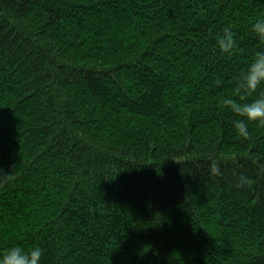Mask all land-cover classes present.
<instances>
[{"label":"trees","instance_id":"obj_1","mask_svg":"<svg viewBox=\"0 0 264 264\" xmlns=\"http://www.w3.org/2000/svg\"><path fill=\"white\" fill-rule=\"evenodd\" d=\"M257 15L264 0H0V249L264 264V125L241 137L220 103L260 46Z\"/></svg>","mask_w":264,"mask_h":264},{"label":"clouds","instance_id":"obj_2","mask_svg":"<svg viewBox=\"0 0 264 264\" xmlns=\"http://www.w3.org/2000/svg\"><path fill=\"white\" fill-rule=\"evenodd\" d=\"M249 27L260 46L254 51L236 80L233 89L234 95L226 96L220 101L237 114L238 118L234 119L232 123L236 133L241 137L249 136V122L255 121L259 125H264V93H259L250 100L245 99L252 96L258 86L264 84V15H257ZM215 39L216 46L222 54L231 55L238 47L231 27L225 26ZM211 171L216 175H222L219 164L214 163ZM4 179L11 181L14 176L8 174ZM251 183V178L242 172L236 182V187L250 186ZM43 251L39 244H34L27 249L20 244H13L0 249V264H40Z\"/></svg>","mask_w":264,"mask_h":264}]
</instances>
